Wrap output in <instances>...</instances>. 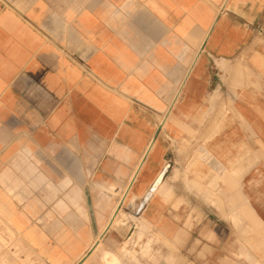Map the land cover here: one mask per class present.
Masks as SVG:
<instances>
[{
    "label": "crops",
    "instance_id": "crops-1",
    "mask_svg": "<svg viewBox=\"0 0 264 264\" xmlns=\"http://www.w3.org/2000/svg\"><path fill=\"white\" fill-rule=\"evenodd\" d=\"M131 215L264 241V0H0V264H124Z\"/></svg>",
    "mask_w": 264,
    "mask_h": 264
},
{
    "label": "rangeland",
    "instance_id": "rangeland-1",
    "mask_svg": "<svg viewBox=\"0 0 264 264\" xmlns=\"http://www.w3.org/2000/svg\"><path fill=\"white\" fill-rule=\"evenodd\" d=\"M123 207L120 209L121 213L123 212V209L126 211H129L130 209L129 203L126 202L123 204ZM129 218V220H131L130 223L125 222L122 226H118V223H116L108 230V234L111 232H122L126 235V240L120 247H118L123 250L124 264L197 263L193 257L188 256L187 254L188 252H191L190 250L194 249L195 244L198 243L197 241L189 242L185 249L180 250V247L176 242L169 241L158 231L152 230V227H150L143 219H137L132 215ZM233 220L236 223L234 224V230L232 229V232L236 237L245 236L244 234L246 233L261 232L259 226L256 224L246 227L237 223L241 222L239 216H235ZM139 225L142 230L140 234H137L136 230ZM136 240H139V242H136ZM151 244L155 246H152ZM223 248L227 250L226 253L231 250L232 264H264V241L236 239L232 240V243H229V245L227 242L226 246H223ZM116 251L118 250L116 249ZM199 255L200 258H203L202 251Z\"/></svg>",
    "mask_w": 264,
    "mask_h": 264
},
{
    "label": "bare ground",
    "instance_id": "bare-ground-1",
    "mask_svg": "<svg viewBox=\"0 0 264 264\" xmlns=\"http://www.w3.org/2000/svg\"><path fill=\"white\" fill-rule=\"evenodd\" d=\"M126 192H127V191H126ZM125 194H126V193H125ZM125 194H124V196H125ZM124 196L121 197V199H120V203H121V201L123 200ZM147 197H148V194L145 195V198H147ZM145 198H144V199H145ZM141 204H142V202L139 204V206H142ZM139 206H138V208H139ZM113 219H114V217H113ZM112 221H113V220H112ZM110 224H111V222H110ZM109 226H110V225H109Z\"/></svg>",
    "mask_w": 264,
    "mask_h": 264
},
{
    "label": "water",
    "instance_id": "water-1",
    "mask_svg": "<svg viewBox=\"0 0 264 264\" xmlns=\"http://www.w3.org/2000/svg\"><path fill=\"white\" fill-rule=\"evenodd\" d=\"M142 204H143V203H142ZM142 204H141V205H142ZM141 207H142V206H139L138 211L140 210Z\"/></svg>",
    "mask_w": 264,
    "mask_h": 264
}]
</instances>
